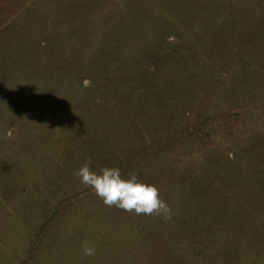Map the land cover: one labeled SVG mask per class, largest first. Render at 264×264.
Returning a JSON list of instances; mask_svg holds the SVG:
<instances>
[{
  "label": "rangeland",
  "instance_id": "1",
  "mask_svg": "<svg viewBox=\"0 0 264 264\" xmlns=\"http://www.w3.org/2000/svg\"><path fill=\"white\" fill-rule=\"evenodd\" d=\"M0 264H264V0H0Z\"/></svg>",
  "mask_w": 264,
  "mask_h": 264
},
{
  "label": "clouds",
  "instance_id": "2",
  "mask_svg": "<svg viewBox=\"0 0 264 264\" xmlns=\"http://www.w3.org/2000/svg\"><path fill=\"white\" fill-rule=\"evenodd\" d=\"M74 174L109 207L115 206L135 215L155 214L164 220L171 218V208L159 196L158 187L139 180L135 172L124 176L120 168L108 166L92 170L86 162ZM81 248L86 256H92L96 251L86 241L81 244Z\"/></svg>",
  "mask_w": 264,
  "mask_h": 264
}]
</instances>
